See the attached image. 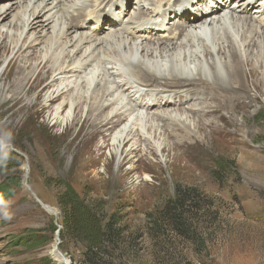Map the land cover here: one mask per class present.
Segmentation results:
<instances>
[{"label": "rangeland", "instance_id": "374dc122", "mask_svg": "<svg viewBox=\"0 0 264 264\" xmlns=\"http://www.w3.org/2000/svg\"><path fill=\"white\" fill-rule=\"evenodd\" d=\"M37 49L29 48L32 52ZM12 56L7 51L0 59V90L6 96L19 86L7 87L9 83L2 79ZM47 63L29 73L24 98L0 105V149H4L0 152V184L20 180L13 197L0 200V264H54L42 254L53 242L69 264H78L84 246L67 236L63 229L66 209L58 202L60 191L68 184L102 216L114 214L125 225L128 241L121 245V253L108 258L110 264H264V93L245 113L237 112L234 124L239 129L234 136L224 131L219 116L228 113L220 104L212 107L216 115L198 122L189 136L182 132L170 140L165 135L178 150L175 152L181 148L177 159L171 154L174 150L168 151L166 146L150 154L136 148L125 157L129 142L122 153L108 152L109 141L100 146L89 131L91 125H85L80 115L74 117L71 128L67 127L70 121L65 125L52 119L50 111L58 103L87 94L84 89L76 94L72 88L61 100L46 103L54 93L44 87L57 85L51 84L49 68L53 63ZM237 90L241 94L242 90ZM248 90L250 95L260 94L251 84ZM191 102L195 101L188 99L181 107L187 108ZM67 108L68 103L62 113ZM122 122L105 127L109 136ZM133 135L136 138V133ZM68 141L72 151L75 145L82 150L83 164L73 158L74 151L63 153ZM97 148L102 154L97 155ZM177 187L195 188L210 204L209 210L199 204L200 209L190 211L188 235L168 229L154 237L149 214L160 210Z\"/></svg>", "mask_w": 264, "mask_h": 264}, {"label": "bare ground", "instance_id": "6f19581e", "mask_svg": "<svg viewBox=\"0 0 264 264\" xmlns=\"http://www.w3.org/2000/svg\"><path fill=\"white\" fill-rule=\"evenodd\" d=\"M133 1L141 3L142 9L129 13ZM145 1L6 0L0 4V59L7 51L13 55L2 79L9 83L7 87L19 85L9 92V96L0 90V105L24 98L22 91L29 81V73L51 61V84L55 82L57 85L44 87L54 93L46 98V103H55L72 88L76 94L80 89L87 94L58 103L50 111L52 119L65 122V125L70 121L67 127L71 128L74 117L80 115L85 125H91L89 131L100 146L109 141L108 152L122 153L123 145L129 142L125 157L136 148H142L143 154H150L161 152L166 146L168 151L174 150L171 154L177 159L178 153L182 154L181 148L175 152L178 150L172 148L170 140H175L182 132L189 136L198 127V122L204 123L216 115L212 107L220 104L228 113L219 116L224 120V131L234 136L239 129L234 124L237 112L245 113L264 93V28L252 22L249 3L225 0L235 2L236 9L242 14L225 8L222 12L230 16L186 24L191 21V16L198 17L202 12L215 10L208 7L206 0H186L180 4L176 0H154L153 9L143 5ZM176 7L179 11H190L191 16L168 13ZM123 14L127 15V21H124ZM176 15L183 18V22H179L182 23L179 31L175 32L173 27L167 30L165 20ZM101 18L106 20L104 23L109 28L91 31L90 25L97 26ZM222 30L224 34L220 32ZM160 32L156 38L149 37ZM31 47L39 49L32 52ZM31 54L35 56L29 58ZM16 61L19 63L15 67ZM126 81L128 86H125ZM249 84L260 94L250 95ZM140 85L159 88L162 92H185L187 99L195 102L187 108L177 109H171L173 103H167L158 108L159 111L143 113L136 106L135 95L129 91L137 90ZM237 88L242 90L241 94ZM67 103L68 108L62 113L61 109ZM83 103L87 104L86 108L85 105L80 107ZM120 120L123 124L109 136L105 127L111 128ZM105 135L108 138L104 139ZM63 145V153L72 151L70 141ZM73 151V158L83 164L82 150L75 145ZM96 151L97 155L102 154L98 148ZM42 254L53 259L54 264H69L55 242L44 248Z\"/></svg>", "mask_w": 264, "mask_h": 264}, {"label": "trees", "instance_id": "16d2710c", "mask_svg": "<svg viewBox=\"0 0 264 264\" xmlns=\"http://www.w3.org/2000/svg\"><path fill=\"white\" fill-rule=\"evenodd\" d=\"M2 150L4 149L1 148L0 152ZM11 181H8L9 184L7 182L0 184V197L13 194L14 189L20 186V180ZM58 199L59 204L66 209L63 229H66L67 236L80 241L84 246L78 264H110L109 257L114 253H121V245L128 241L125 225H121L114 214L108 218L102 216L69 184L60 191ZM199 204L209 210L210 204L200 197L195 188L177 187L174 196L168 199L160 210H154L149 214V217H152L150 230L154 232V237L168 229L182 236L188 235L187 229L191 225L188 215L190 211L200 209ZM60 235H64V232L60 231Z\"/></svg>", "mask_w": 264, "mask_h": 264}, {"label": "water", "instance_id": "95a60500", "mask_svg": "<svg viewBox=\"0 0 264 264\" xmlns=\"http://www.w3.org/2000/svg\"><path fill=\"white\" fill-rule=\"evenodd\" d=\"M57 234H59V229L57 230Z\"/></svg>", "mask_w": 264, "mask_h": 264}]
</instances>
